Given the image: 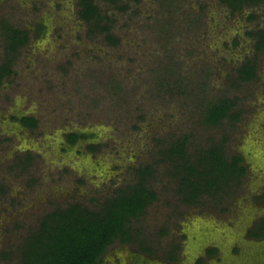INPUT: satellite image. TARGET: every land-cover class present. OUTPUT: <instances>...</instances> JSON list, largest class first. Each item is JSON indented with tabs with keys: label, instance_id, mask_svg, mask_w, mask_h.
Here are the masks:
<instances>
[{
	"label": "rangeland",
	"instance_id": "1",
	"mask_svg": "<svg viewBox=\"0 0 264 264\" xmlns=\"http://www.w3.org/2000/svg\"><path fill=\"white\" fill-rule=\"evenodd\" d=\"M93 1L117 45L90 31L80 0H0V64L12 56L5 24L30 36L0 86V264H20L47 213L74 202L99 209L151 164L159 197L135 221L141 241L115 242L100 264H264V238L250 236L264 218V50L258 77L237 80L255 58L249 32L264 28V2L232 12L220 0ZM225 96L241 119L206 125L209 104ZM185 134L191 152L227 135V155L247 167L242 184L185 204L158 154Z\"/></svg>",
	"mask_w": 264,
	"mask_h": 264
},
{
	"label": "trees",
	"instance_id": "2",
	"mask_svg": "<svg viewBox=\"0 0 264 264\" xmlns=\"http://www.w3.org/2000/svg\"><path fill=\"white\" fill-rule=\"evenodd\" d=\"M116 1V0H114ZM232 12L242 11L246 7L261 4L264 0H220ZM80 16L89 23L90 31L105 34L109 44L117 45L120 39L112 33L108 16H102L100 7L93 0H80ZM126 9L127 6H121ZM251 18L255 17L251 14ZM103 22V23H102ZM7 31V50L12 56L0 64V86L5 77L13 71L12 64L16 53L30 40L29 31L5 24ZM255 37V58H248L237 70V80L250 82L258 77V53L264 50V28L249 32ZM237 100L231 97L220 98L211 102L204 112V121L208 126H217L227 119L233 124L241 118L242 109H237ZM25 125L35 128L38 121L34 116L22 118ZM81 134L72 132L68 135L71 143L81 138ZM189 134L179 136L168 146L159 149V161L168 163L172 176L179 177L178 187L182 201L188 205H198L204 195L216 196L228 194V189L239 187L247 174L243 156L226 152L228 136L221 140H210L207 146L192 151L189 148ZM91 149L97 146L90 145ZM26 153L21 159V166L26 169L32 159ZM138 180L133 184L118 188L114 196L101 203L99 209H91L82 202L69 203L66 207L58 206L44 215L39 227L30 233L20 248V264H100L104 254L115 242L133 243L141 241L140 232L134 226L154 203L159 195L149 186L150 178L156 172L154 166L143 165L137 171ZM264 203V194L259 197ZM164 231V230H163ZM250 236L264 238V218ZM175 248H179L177 245ZM143 252L153 253L152 247L141 244ZM4 256L8 254L5 252ZM170 261H177L175 251L169 254Z\"/></svg>",
	"mask_w": 264,
	"mask_h": 264
}]
</instances>
